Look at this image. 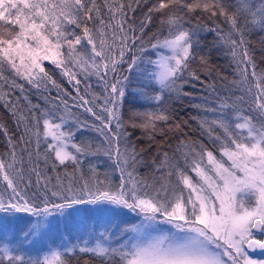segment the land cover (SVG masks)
<instances>
[{
  "label": "snow or ice",
  "instance_id": "snow-or-ice-1",
  "mask_svg": "<svg viewBox=\"0 0 264 264\" xmlns=\"http://www.w3.org/2000/svg\"><path fill=\"white\" fill-rule=\"evenodd\" d=\"M139 2L129 0L125 5L122 0H103L107 9L105 18L97 0H0V101L16 115L17 106L9 100L5 88H18L23 93L24 84L17 83V77L37 89L47 88L51 82L59 91L60 86L45 70L44 61H50L61 70V75L67 76L70 83L75 81L76 85L80 84L76 79L78 74L85 78L95 75L105 85L102 112L106 119L97 115L92 107H85L96 100V97L92 101L85 99L87 88L85 95H78L79 106L101 121L97 130L108 145L104 155L110 159L115 155L113 164L119 171L118 184L113 183L111 173H99L92 166L89 179L81 177L75 182L69 179L65 185L57 177L56 184L51 185L50 178L38 171L37 166L26 168L23 156H17L14 149L10 160L0 159V213L4 214L0 216V264H68L66 257L77 250L92 253L105 264H264V261L251 259L246 251V248L264 250V239L254 238L257 232L264 235V72L257 73L245 47L240 61L245 67L240 69L237 65L241 79L233 82L238 88L244 85L239 88L244 95L236 96L231 105L219 104L220 109L231 108L235 115L220 111L219 119L211 121L206 129L210 138L219 142L218 149L208 150L200 145L197 151L196 147L181 142V147L189 149L182 154L183 167L164 153L151 180L140 176L137 171L142 163L140 154L134 147L125 145L121 150L119 146L121 138L125 141L128 138L123 130L121 107L129 80L120 68L127 63V71L131 74L144 63L140 75L150 86L158 87L160 94L154 99L162 102V94L166 91L181 94L183 84L178 81L187 82L185 73L199 79L196 72L189 71L190 61L196 58L194 46L199 42L195 39V30L184 28L182 16L167 13V19H161L162 28L167 27V35L161 39V30L150 46L157 58L149 57L145 61L148 49L142 44L137 48L139 38H129L127 34L135 29L132 25L125 28L127 21L124 19L125 7L134 11L133 3ZM179 3L180 0H157L148 10L146 19L150 21L154 11L164 12ZM180 6L188 11L202 7L212 16H224L230 31L225 37L218 29V39L231 47L234 58L235 49L248 43L246 30L264 31V0H235V4L227 6L204 0L202 4ZM89 22L94 24L92 29L88 27ZM145 26L142 21L141 33ZM77 29L82 34H77ZM200 59L204 62V57ZM5 65L13 78L4 74ZM23 99L28 101L27 96ZM28 103L32 109L39 108ZM249 103V112L256 115H244V110L237 108L238 104ZM60 104L62 112L59 105H53L51 110H41L39 116L33 114L35 131L26 125L25 133L34 135L37 145L43 136L44 159L47 163L54 157L53 169L56 162L59 165L71 162L78 168L81 156L95 153H89L90 146L74 142L75 132L64 131L73 114L66 101L61 100ZM129 120L132 127L155 131L156 123L167 122L169 116L160 109L158 112H133ZM137 120L142 122L136 123ZM76 123L80 124L78 120ZM207 123L202 121L201 126ZM213 127L222 130V135H213ZM9 144H12L11 139ZM28 164H33L31 152ZM173 174L177 176L175 185L170 179ZM33 175L36 191L30 194ZM78 205H94L95 208L89 210L94 213L91 219L104 231L97 235L94 228L88 229V239L82 241L84 246H80L79 240L68 246L60 232L62 243L48 247L46 241L54 242L56 231L67 228L73 214L80 213ZM123 209L140 216L141 220L113 233L109 226L115 227L113 222ZM20 213L27 218L23 226L17 228L23 219L17 215ZM160 223L171 225L173 230L154 235L155 226ZM83 229H87V225L76 230L83 235ZM93 238L95 243L89 247ZM112 241H117L115 247ZM42 249L47 250L41 256ZM33 250L36 256L29 254Z\"/></svg>",
  "mask_w": 264,
  "mask_h": 264
},
{
  "label": "trees",
  "instance_id": "trees-1",
  "mask_svg": "<svg viewBox=\"0 0 264 264\" xmlns=\"http://www.w3.org/2000/svg\"><path fill=\"white\" fill-rule=\"evenodd\" d=\"M127 5L129 0H122ZM204 0H180V3L174 7L165 10L164 12H153L151 14V20L146 19L148 10L157 3V0H140L139 3H133V10L125 7L124 11L126 16L124 19L127 21V25H132L135 31L128 32L129 38L136 36L139 39L136 41L137 48L143 45L145 49H148L147 54L144 57L146 61L149 57L156 59L154 50L151 49V44L156 42L157 34L163 39L167 35V27L161 25V19H167V13L182 16L183 25L186 29H193L196 31L195 39L198 40V44L194 46L193 52L195 59H192L189 63V71H194L199 76V79H195L187 76L185 73L186 83L184 81H178L182 83L183 87L180 89V95L175 91L164 92L162 94V102H157L154 96L159 93L158 87L150 86L146 78L140 75V71L144 69L145 64L140 63L139 68L134 70L131 74L127 71V63L123 64L120 68V72L124 76H129L128 83L126 85V93L123 99L121 107V114L123 117V130L128 133V138L125 141L123 138L119 141L121 150L127 145L129 148H135L140 154L139 159L142 163L138 165L137 171L140 176H147L151 180L152 173L155 170L156 164H159L164 159V153L168 154L169 158L179 161L180 166H184L183 153L189 151L188 148L181 147V142L187 145L196 147L199 151V146L202 145L205 149L213 150L218 149L219 142H214L210 138L206 129L211 125V121L219 119V112L226 111L229 115L234 116L231 108L220 109L219 104L226 102L231 105L236 96L244 95L239 88H243L244 85H240L239 88L233 82L241 79L240 69L245 67L240 63L243 59L242 52L244 48L250 57L253 59L256 65L257 73L264 72V31L259 29H253L251 31L246 30L245 39L248 41L247 45L237 47L235 49L237 55L234 58L232 55V49L229 45L225 44L222 40L218 39L217 30H222V35L227 37L230 31V24L226 21L224 16L216 15L212 16L209 11H204L203 8H196L192 11H188L186 8L180 5L184 3H195ZM209 3H217L233 5L235 0H207ZM97 4L101 6V13L107 16V9L103 6V0H97ZM231 11V9H229ZM119 20L120 17H117ZM145 23L144 31L140 32L141 22ZM243 24V17L240 19ZM115 23V21H113ZM88 27L92 29L94 24L88 23ZM77 34H82L80 29H77ZM109 35L111 31L109 30ZM119 36V34H118ZM233 39H238L237 36H233ZM109 43L111 40L109 39ZM118 43V40H117ZM131 43V39L129 40ZM81 51H86L81 49ZM135 51V50H134ZM201 57H204V62H201ZM127 59V57H126ZM43 66L49 73L52 80L60 86L58 91L55 87H52L51 82H48V87H41L37 89L28 84L26 80L15 78L17 83L24 84L23 93L17 89L5 88L6 92H9V100L16 104V115L14 116L9 108L4 106V103L0 101V159L10 160V153L15 150L17 156H23L25 161V167L37 166V170L41 171L43 175L50 178L51 185H55L57 177L66 185L69 179L80 181L81 177L89 179L92 173L89 171L90 167L94 166L99 173L109 172L111 173V179L113 183H119V171L115 169L113 160L115 155L110 159L104 155L107 149V141L104 136L97 130L101 126V121L89 112L85 111V107H92L93 111L97 115H101L106 119V114L102 112V106L104 103V97L106 96L105 85L95 75H90L85 78L82 74H78L76 79L80 80V84L76 85L75 81L69 82L67 76L61 75V70L53 65L50 61H44ZM249 73L251 67L248 68ZM4 74L13 78V74L10 73L8 66H4ZM112 79L111 74L108 77ZM251 80V77H249ZM211 85L212 87H209ZM87 88V95L85 99L92 101L93 97H96L95 103H89L85 107L79 106L78 95H85V89ZM78 89V91H77ZM27 96L31 105H38L39 108L32 109L28 101L23 97ZM17 97L20 99L17 100ZM47 97V99H45ZM232 97V99H227ZM245 99L249 100V97L245 95ZM67 102L71 113L73 114L68 119V124L65 126L64 131L75 132L74 142L77 144L83 143L89 147V153H95V155L87 154L80 157L81 163L77 168L71 162H66L65 165H59L55 169L52 167L53 158H50L47 163L44 159L46 150V144L41 136L40 143L37 145V139L30 133H25V126L35 131V121L32 119V115L39 116L41 110H51L53 105H59L61 112L63 105L60 101ZM111 106V105H109ZM249 104H238V109H243L244 115H256L255 112H249ZM160 109H164L169 116L167 122H157L155 131L150 129L146 130L140 127H132L129 117L133 112H158ZM216 109L217 111H211ZM20 117H24V120H20ZM80 124H77L76 121ZM208 121L203 127L202 121ZM58 122V121H56ZM142 121L137 120L136 123ZM239 122V121H236ZM82 125V126H81ZM177 125L179 127L177 128ZM41 132L43 131V125L41 121ZM113 130L114 126H113ZM213 135H222V130L213 127ZM151 136V138H149ZM23 137V139H21ZM11 139L12 144H9ZM51 138H49L50 140ZM99 149V151H97ZM179 149V150H178ZM71 150V149H69ZM115 152V149L113 150ZM32 153V165L28 164V153ZM39 153V156H37ZM155 161V164L153 163ZM160 173H156L159 177ZM189 175L195 178V174L189 171ZM101 179L104 177L101 176ZM173 185L177 182V176L175 174L170 178ZM35 175L32 176L33 186L29 190V193L36 191L35 187ZM182 187V185H181ZM180 189L178 188L177 191ZM185 194L187 190L185 189ZM76 207L81 208V214H73L70 219L67 228L61 227L55 233V241L47 240L48 247H57L62 243L60 232H63L64 241L68 246L77 243L81 238L88 237V229H95V233L98 235L104 229L96 224V221L91 219L94 215L89 211L93 209L92 205H78ZM23 219L17 224V228L23 226L26 220V214H17ZM137 217L135 213H130L129 210L123 209L120 215L114 220L115 227L109 226L113 233H117L118 229L124 228L126 225L136 224ZM62 219V218H58ZM82 225H87V229H83L84 234L81 235L77 232V228H81ZM117 241H112V246H116ZM42 249L39 255L42 254ZM32 256H36L37 253L33 250L29 253ZM68 264H105V261L99 257H96L92 253H80L78 250L74 254H70L66 257Z\"/></svg>",
  "mask_w": 264,
  "mask_h": 264
},
{
  "label": "rangeland",
  "instance_id": "rangeland-1",
  "mask_svg": "<svg viewBox=\"0 0 264 264\" xmlns=\"http://www.w3.org/2000/svg\"><path fill=\"white\" fill-rule=\"evenodd\" d=\"M92 207H93V209L95 208L94 205H92ZM77 208H79L81 210L80 207H77ZM130 213H132V212H130ZM80 214H81V211L77 215H80ZM3 215H4L3 213H0V216H3ZM140 220H141V217L138 216L137 217V223H139ZM155 228L157 229V231L153 232L154 235H161V234H164L166 232H170V231L173 230L172 227H171V225H169L167 223H160V224L156 225ZM85 239H88V237L81 238V240H80V242H81L80 243V246H84L83 243H82V241L85 240ZM94 243H95V239L93 238V239H91L89 241L88 246L91 247V246L94 245ZM46 250L47 249H45V250L42 251L41 256L43 255L44 251H46ZM251 259L256 260V261H264V259H260L259 257H251Z\"/></svg>",
  "mask_w": 264,
  "mask_h": 264
},
{
  "label": "flooded vegetation",
  "instance_id": "flooded-vegetation-1",
  "mask_svg": "<svg viewBox=\"0 0 264 264\" xmlns=\"http://www.w3.org/2000/svg\"><path fill=\"white\" fill-rule=\"evenodd\" d=\"M255 239H264V235H261L259 232L255 234ZM246 251L248 252L249 257H259L260 259H264V251L262 252H251L246 248Z\"/></svg>",
  "mask_w": 264,
  "mask_h": 264
},
{
  "label": "water",
  "instance_id": "water-1",
  "mask_svg": "<svg viewBox=\"0 0 264 264\" xmlns=\"http://www.w3.org/2000/svg\"><path fill=\"white\" fill-rule=\"evenodd\" d=\"M247 249H248V248H247ZM248 250L251 251V252H262V251H264V250L259 249V248L248 249Z\"/></svg>",
  "mask_w": 264,
  "mask_h": 264
}]
</instances>
